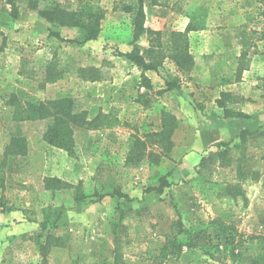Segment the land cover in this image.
<instances>
[{
  "label": "rangeland",
  "instance_id": "rangeland-1",
  "mask_svg": "<svg viewBox=\"0 0 264 264\" xmlns=\"http://www.w3.org/2000/svg\"><path fill=\"white\" fill-rule=\"evenodd\" d=\"M8 3L17 17L35 12L47 23L34 22L37 29L21 36L0 29V66L9 69L5 78L20 72L19 98L73 97L76 111L96 119L74 127L72 156L43 142L51 119L15 121L12 111L0 112V146L22 134L33 147L3 161L0 150V264L103 262L112 257L116 226L130 264H264V0H143L145 26L162 36L152 43L144 34L138 43L166 55L151 70L155 81L146 74L152 88L120 54L134 49V14L125 8L140 0ZM56 4L77 13L71 24L40 16ZM93 12L103 13L100 30L85 40ZM188 25L190 73L169 56L171 31ZM225 91L232 95L224 105L248 118L225 116L218 103ZM164 111L179 121L170 138L155 135ZM242 130L252 133L241 139ZM193 151L201 157L192 164L185 157ZM45 172L60 175L61 189H46ZM163 176L164 190L150 191ZM50 233L64 245L44 259L40 245ZM174 235L179 254L159 257Z\"/></svg>",
  "mask_w": 264,
  "mask_h": 264
},
{
  "label": "trees",
  "instance_id": "trees-1",
  "mask_svg": "<svg viewBox=\"0 0 264 264\" xmlns=\"http://www.w3.org/2000/svg\"><path fill=\"white\" fill-rule=\"evenodd\" d=\"M140 5L135 8L133 5H127L126 11H133V37H134V49L129 52H121L120 54L127 57L129 60L134 62L142 70V80L145 82L148 88H152L151 79L146 75L148 70H158L159 66L162 64V53L160 51L156 52L155 48L152 46L149 48H144L141 46L138 41L144 34H148L151 37L152 43L153 40L161 39L162 31L153 30L145 26L146 13L144 6L142 5L143 0H140ZM13 7V6H12ZM12 16L17 17L18 11L15 7L12 8ZM40 16L46 19L48 22L54 25H69L70 20L74 18V15H77L74 11H70L60 4H56L51 9L40 12ZM90 17L93 18V28L91 31L86 33L85 40L97 39L98 32L100 30V20L103 17V13L93 12ZM192 26L188 27L184 31L173 30L170 33V49L171 55L170 58L175 62L176 66L180 71L190 73L194 65V56L190 51V43L188 33L192 29ZM51 32V30H50ZM53 32V31H52ZM53 34V33H52ZM58 34V33H56ZM155 36V38H153ZM142 48H144L142 50ZM2 50V47H0ZM245 53L236 56L238 58L237 63L241 60V57ZM235 56V55H234ZM152 60H150L149 58ZM224 61H219L216 64V67H220V64ZM49 75V71H48ZM240 76V72L236 74ZM90 78V77H89ZM96 80V78H91ZM171 81L167 82L169 88L176 87ZM159 92H164V90H159ZM231 92H223L222 96L218 99L220 106L224 107L226 117H239V118H248L249 115L243 111H235L224 105L225 97H230ZM10 104L14 106L13 119L15 121H25V120H41V119H51V122L48 124L43 139L48 142L50 145L57 148L65 150L69 155L74 156L76 153V139L74 136V127L80 125L82 122L91 123L93 120H88L85 116V112H78L75 109V100L73 97L62 96L45 101H34L30 99L22 100L19 98L17 93H12L10 97ZM163 128L160 132H156L155 135L165 136L170 138L174 130L178 127L179 121L177 117L170 113L164 111L163 113ZM98 117V116H97ZM252 133L249 130H242L239 137L245 139V135ZM143 143V142H142ZM141 143V144H142ZM29 151L28 139L25 135L15 134L10 137V140L5 144L3 149V158L6 159L8 156H25ZM130 160L134 161L133 157H130ZM1 161V162H2ZM0 162V163H1ZM45 180L48 181L50 185L46 186L48 188H59L61 189L63 180L60 177H46ZM168 185L167 176H163L160 179V185L158 187H150L149 190L162 192L164 188ZM125 196V195H124ZM79 200V199H78ZM114 231L115 235V247L112 250V257L105 258L103 262L94 263V264H130L124 257L121 251V241L119 231ZM62 236L55 234H48L47 239L44 243L40 245L41 255L44 259H47L49 250L55 246H63ZM181 250V243H179L177 236L174 235L172 239L168 240L164 244L163 249L161 250L159 257H168L173 255H178ZM158 256L154 257L157 261Z\"/></svg>",
  "mask_w": 264,
  "mask_h": 264
},
{
  "label": "crops",
  "instance_id": "crops-1",
  "mask_svg": "<svg viewBox=\"0 0 264 264\" xmlns=\"http://www.w3.org/2000/svg\"><path fill=\"white\" fill-rule=\"evenodd\" d=\"M10 12L11 11H10V6L8 3V0H0V29H2L4 32H6V34L18 33L17 34L18 36L19 35L20 36L21 35H27L29 32H33L34 30L37 29V26L34 22H37L40 28H42L43 26H44V28L46 27V24H47L46 21H44L42 18H39L38 14L35 12L23 14L19 17H13ZM25 15H27L28 19L25 18ZM29 22H32V23H29ZM29 24H31V25H29ZM18 30H20V31H18ZM21 42L24 43V41H21ZM9 44H11V41ZM1 58H3V56H0V59ZM7 73L9 74V69L6 68L5 66H0V89L2 91H3V89L5 90L3 93L4 97L0 96V101H2V103H0V112H6V111H10V112L12 111L13 112L14 107L12 108V106H10L11 104L8 102V98H9L8 94L11 95L12 93H17L18 88L24 89V86H23L24 82L22 83V79H20L21 78L20 72L16 71V73L14 74L15 77L13 79H9L8 77L5 78V75ZM145 73L148 76H150L153 79V81L156 80L155 79V76H156L155 72H151V70H148ZM14 86H16V88ZM1 90H0V94H2ZM26 121H30V120H26ZM26 121H23V122H26ZM219 136H220V134L210 136L206 140V143H208V144L215 143L216 139H218ZM29 138L30 137H27L28 143H29ZM7 142H8V140L7 139L5 140V138L3 137L2 141H1L0 150L4 149V146ZM43 142H44V139H43ZM32 148H33L32 143H30L29 151H28L29 154H31ZM200 157H201V155L198 151H193L192 153L188 154L185 157V161H187L188 159H191L192 164H193V163L197 162L200 159ZM46 176L47 177H55V176L60 177V175H58V173L54 174L51 172H45V177ZM104 199H106V197ZM82 203L78 202V204H79L78 207L81 206ZM69 206H72V205H69ZM13 216H18V215L16 213H13Z\"/></svg>",
  "mask_w": 264,
  "mask_h": 264
}]
</instances>
